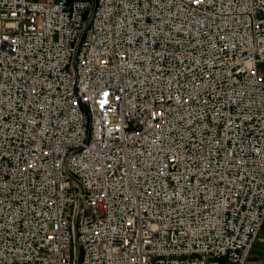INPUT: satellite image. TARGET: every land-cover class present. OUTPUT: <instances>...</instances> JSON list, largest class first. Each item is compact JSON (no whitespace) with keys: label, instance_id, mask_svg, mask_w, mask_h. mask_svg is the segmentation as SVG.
I'll return each mask as SVG.
<instances>
[{"label":"built area","instance_id":"2783aa9c","mask_svg":"<svg viewBox=\"0 0 264 264\" xmlns=\"http://www.w3.org/2000/svg\"><path fill=\"white\" fill-rule=\"evenodd\" d=\"M260 65L264 0H0V264H246Z\"/></svg>","mask_w":264,"mask_h":264},{"label":"crops","instance_id":"0c3cea01","mask_svg":"<svg viewBox=\"0 0 264 264\" xmlns=\"http://www.w3.org/2000/svg\"><path fill=\"white\" fill-rule=\"evenodd\" d=\"M246 264H264V230L259 233Z\"/></svg>","mask_w":264,"mask_h":264},{"label":"rangeland","instance_id":"374dc122","mask_svg":"<svg viewBox=\"0 0 264 264\" xmlns=\"http://www.w3.org/2000/svg\"><path fill=\"white\" fill-rule=\"evenodd\" d=\"M261 68H264V65H260Z\"/></svg>","mask_w":264,"mask_h":264}]
</instances>
